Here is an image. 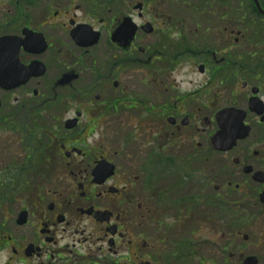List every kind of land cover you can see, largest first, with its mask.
<instances>
[{
  "label": "flooded vegetation",
  "instance_id": "af4514ba",
  "mask_svg": "<svg viewBox=\"0 0 264 264\" xmlns=\"http://www.w3.org/2000/svg\"><path fill=\"white\" fill-rule=\"evenodd\" d=\"M0 264H264V0H0Z\"/></svg>",
  "mask_w": 264,
  "mask_h": 264
}]
</instances>
